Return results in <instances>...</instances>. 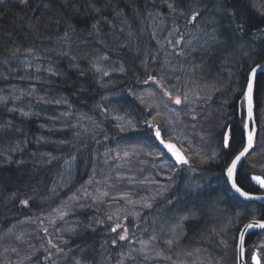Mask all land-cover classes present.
I'll use <instances>...</instances> for the list:
<instances>
[{"label": "trees", "instance_id": "obj_1", "mask_svg": "<svg viewBox=\"0 0 264 264\" xmlns=\"http://www.w3.org/2000/svg\"><path fill=\"white\" fill-rule=\"evenodd\" d=\"M224 6L236 13L235 20L217 13ZM261 6L262 14L249 0H28L27 4L0 0V228L6 231L20 221L35 223L59 203L74 198L78 187L73 203L83 204L63 218L55 216L51 231L69 222L75 226L72 232L66 226L61 235L65 244L57 246H64L52 248L53 256L48 252L46 261L34 255L30 264H76L78 260L81 264H127L130 251V264H141L137 256L132 257L133 246L113 244L112 236L102 233L101 224H92L102 214L94 206L96 201L88 208L89 201L80 193L84 182H100L115 167L109 169L99 159H92L94 151L88 144L92 129L82 128L76 117L94 107L103 87L132 89L139 86L143 72L162 82L164 88L176 90L177 80L187 87V79L195 78L191 71L199 69L196 76L210 80V104L226 105L227 122L222 116L216 119L221 122L222 118L229 129L231 148L220 147L218 160L201 167L193 188L176 190L159 200L148 221L141 222V232L145 225L148 234L150 224L155 235L158 223L180 215L184 245L210 252L234 248L245 223L264 220V208L234 197L224 178L225 164L244 143L241 97L247 75L256 63L264 64V3ZM193 11L202 15L189 22ZM236 23L243 24V32L236 30ZM171 27H182V33L187 28L186 44L199 37L198 47L186 48L188 53L180 52L179 56L163 55L167 60L160 62L162 67L159 57L153 59L152 55L159 50L158 45L164 46L162 35ZM136 31L139 36L134 35ZM212 35L214 40L209 38ZM144 57L153 59V68L142 62ZM23 75L28 82L23 87L14 85ZM11 88L24 96L10 94ZM109 95L127 100L118 91ZM253 99L257 117L264 107L263 74L255 79ZM124 105L126 114L134 112L132 104ZM104 123L110 124L109 120ZM115 129L111 127L113 133ZM141 135L152 139L151 134ZM245 167L244 161L236 181L252 193L248 176L253 173ZM21 200L28 204H21ZM188 214L190 217L183 219ZM257 235H252L247 245ZM43 240L48 243L47 238ZM41 250L46 251L44 247Z\"/></svg>", "mask_w": 264, "mask_h": 264}, {"label": "rangeland", "instance_id": "obj_2", "mask_svg": "<svg viewBox=\"0 0 264 264\" xmlns=\"http://www.w3.org/2000/svg\"><path fill=\"white\" fill-rule=\"evenodd\" d=\"M249 1L257 12L263 13L261 5L264 0ZM215 5H219V2L216 1ZM220 12L218 9L217 13ZM172 15L169 13L168 16L172 17ZM209 19L210 17L205 18V20ZM182 29V27H171L162 35L164 46L158 45L159 50L152 55L153 59L155 55L159 57V64L167 60L164 56H179L180 52L183 54L187 52L186 48L189 51L198 47L196 43L199 37L194 38L191 44H186L185 38L189 34L185 32L187 28L184 33ZM134 35L139 36V33L136 31ZM178 40L180 43H176ZM150 55L148 54L149 57ZM153 59L147 60L144 57L142 62H146L153 68L154 61L150 65ZM142 62L137 61L140 66ZM160 65L164 66L162 63ZM161 66L155 67L160 69ZM206 69L211 71L208 67ZM198 71L199 69L191 71V75L196 79L192 77L187 79V87L181 86L177 80L176 90L164 89L162 82L148 80L149 76L144 72L140 76L139 86L135 85L132 89L127 88L121 91L113 86L103 87L98 93L99 100L94 107L88 110L87 114H77L76 117L81 122L82 128L92 129L90 132L93 135L89 137L91 139L88 143L94 151L92 159H99L109 169L112 165L115 167V170L107 172L108 174L100 182L95 183L88 179L84 182L85 184L83 183L84 185L82 184L85 189L80 193L89 201L88 208L96 201L94 203L98 206L95 204L94 206L102 214L101 219L98 217L97 221L94 220L96 223L92 224H101L102 233L112 236L111 242L113 240L120 242L116 244L117 246L120 244L133 246L132 257L137 256L141 264L143 260L146 261L145 264H235L234 248L209 252L184 245L185 240H181L183 227L180 215L172 216L170 219L168 217L164 222L158 223L154 229V232H157L155 235L150 224L148 234H146L145 225H143V233L140 230L141 222L144 224L145 220L148 221L159 200L166 198L168 194H174L176 190L187 192L188 189L193 188L192 185H195L196 176L200 173L201 167L216 162L219 158L228 110L224 104H210L213 96L210 80L196 76ZM146 80L147 83H145ZM211 82L214 81L211 80ZM28 88L31 90L30 87ZM10 91V94L24 96L12 88ZM115 91L125 94L127 100L124 101L125 96H122L124 98L122 99L120 96L109 95ZM177 96L182 99L180 105L174 103ZM185 97H187L186 100ZM139 98H143V103ZM125 102L134 106L135 110L132 114L125 113L128 109L124 105ZM258 115L255 116L254 148L245 159V169L264 179V107ZM221 116L225 123L222 118L221 122L216 119H220ZM107 120L110 122L109 126L104 123ZM110 126H115V133L111 131ZM121 127L124 131H121ZM154 127L161 130L165 141L174 143L182 151L189 160L190 166L178 169L164 153L157 149L153 139L149 140L147 136L141 135L151 134V128ZM79 191L78 187L73 193L74 198L69 197L70 200L58 204L57 207L61 208L60 212L54 211L56 207L43 217L38 216L40 218L36 219L35 223L20 221L12 223L6 231L0 228V264H30L34 262L32 261L34 255H40L42 260L46 261L47 253H51L52 248L57 250L63 247L64 245L57 246V243L65 244L61 235L66 231V226L70 228V232L75 226H71L72 222H69L55 231L50 229L55 225L56 215L63 218L68 211L80 210L83 207V204L73 203ZM188 217H190L189 214ZM113 228H116L115 232L112 231ZM120 235H124L125 239L120 240ZM44 238H47L48 243L44 244ZM55 238L59 239L55 240ZM21 245H24L23 250H19ZM42 247L46 249L45 252L41 250ZM248 247L257 252L261 264H264V232H260L253 244ZM53 253L50 255L53 256ZM131 254L132 251L127 255L129 260L132 259ZM129 260L127 264H130ZM124 263L125 261L121 264ZM49 264L53 263L49 262Z\"/></svg>", "mask_w": 264, "mask_h": 264}, {"label": "snow or ice", "instance_id": "obj_3", "mask_svg": "<svg viewBox=\"0 0 264 264\" xmlns=\"http://www.w3.org/2000/svg\"><path fill=\"white\" fill-rule=\"evenodd\" d=\"M165 2L167 3V0H165ZM21 4H27L28 0H20ZM168 7L170 9H172L173 11H175V7L172 3H168ZM221 13L228 16L229 18H233V20H235L236 17V13L234 11H232L231 9L227 8V6H224L220 9ZM202 15L201 12L199 11H193L191 14V17L189 19V22H194L196 21L200 16ZM96 25H93V28H95ZM236 30L238 32H243L244 31V26L242 23H236ZM210 39H215V36L212 35L209 37ZM176 43H180V41H176ZM106 59V57H105ZM93 67L96 68L97 71H100V68L93 64ZM121 71H123V69H121ZM258 72H264V64L261 63H256L255 67H253L250 71V73L247 76V82H246V91H245V96L246 99L248 101V122L245 124V128H249V125H251L253 123V90H254V81L255 78L258 74ZM107 72H104V75H107ZM153 77L149 76L148 80H152ZM148 81L146 80L145 83H147ZM141 100V103H143V98H139ZM185 100L187 99V97L184 98ZM174 103L177 105H180L182 103V99L177 96L174 100ZM24 116L29 115V113L27 112H23L22 113ZM147 123V121L145 122ZM254 128V126H253ZM121 131H124V128L121 127ZM155 137L157 140L160 141L161 144L164 145L165 148H167L173 157H175V160L177 163L179 164H188V160L186 158H184V156L176 150L175 146L171 143H166L162 138H161V130L159 128H157L155 130L154 133ZM231 136L230 133L225 132L223 134V138H222V144H223V148L225 149H230L231 148ZM247 146L243 148L242 151H240L238 154H236L234 156V158L231 159V161L229 163L225 164V169H226V177H227V181L226 183H230V187L232 190H234L236 193L239 194V196L244 197L245 199H261L262 197H252L250 196V194L246 191H243L241 189V187L238 186L237 181L235 179V173L237 170V165L238 163L242 160L243 157H245L246 154H248L249 149L253 146V136L250 133L248 138H247ZM253 181H256L258 183V185L260 186V188H264V179L261 178V176L259 175H255L252 176L251 178ZM21 204L27 205L28 201L27 200H21L20 201ZM169 203H171V201H169ZM61 216H63V213H61ZM111 218V217H110ZM183 219H187V217H183ZM252 228H259V229H264V222L261 221H255L253 223H248L244 225V230H248V229H252ZM113 232L116 231V228L112 229ZM245 231H241L240 232V236H239V242L237 244V246L240 248V253H241V260L243 259L244 256V234ZM120 240H124L125 236L124 235H120L119 236ZM113 244L116 243L115 240L112 241ZM168 243H171V241H168ZM252 262L253 264H261L260 258L257 257L256 254H253L252 257ZM76 264H81V262L78 260L76 261ZM237 264H241L240 261L237 262Z\"/></svg>", "mask_w": 264, "mask_h": 264}, {"label": "water", "instance_id": "obj_4", "mask_svg": "<svg viewBox=\"0 0 264 264\" xmlns=\"http://www.w3.org/2000/svg\"><path fill=\"white\" fill-rule=\"evenodd\" d=\"M262 74L264 75V72H258L257 76H258V75H262ZM257 76H256V77H257ZM255 79H256V78H255ZM245 91H246V89H245ZM253 93H254V90H253ZM245 108H246V121H245V124H246V123L248 122V101H247V99H246V96H245ZM253 126H254V128H253ZM249 127L251 128V134H252V136H253V142H254V138H255V134H256V127H255V122H254V103H253V123H252L251 125H249ZM247 130H248V128H247V129H246V128H243V133H244V136H245V137H244V138H245V142H244V146H243V148L247 146V142H248V141H247L248 136L246 135V131H247ZM157 141L159 142L161 149H163L164 151L167 152L168 157H169L170 159H172L176 164L179 165V163L176 162L175 157L172 156L171 152H170L167 148H165L164 145L161 144L159 140H157ZM252 147H253V146H252ZM252 147L249 149V152H250V150L252 149ZM175 148H176V147H175ZM243 148H242V150H243ZM176 150H177V148H176ZM242 150H241V151H242ZM177 151H178V150H177ZM179 152H180V151H179ZM249 152H248V154H249ZM180 153H181V152H180ZM181 154H182V153H181ZM248 154H246L245 157H246ZM245 157H243L242 160H241V161L238 163V165H237V170H236V173H235V179H236L237 172L239 171L240 167L242 166V163H243ZM180 165H181V164H180ZM251 178H252V176L250 177V181H251V183H252L254 186H256L258 189H263V188H260V186L258 185V183H257L256 181H253ZM225 180L227 181L226 172H225ZM227 184H228V187H229V189L231 190V192H232L235 196H237L240 200H242V201H244V202H253V203H256V204H258V205L264 207V196H263V195H250V196H252V197H262L261 199H245L244 197L239 196L238 193H236L234 190L231 189V187H230V183H227ZM255 221H260V220H254V221H250V222H248V223H253V222H255ZM261 222H264V221H261ZM248 223H246V224H248ZM260 230H263V229L252 228V229H248V230L245 231V230H244V226H243V227L241 228L240 232H241V231H245V234H244V240H245V242H246V240H247L251 235H253L254 233H256L257 231H260ZM240 232H239V235H238V238H237V242H236V249H235V264H237L238 261H240L241 264H245V254H244V256H243V259L241 260L240 248L237 246V244H238V242H239ZM244 245H245V243H244Z\"/></svg>", "mask_w": 264, "mask_h": 264}, {"label": "bare ground", "instance_id": "obj_5", "mask_svg": "<svg viewBox=\"0 0 264 264\" xmlns=\"http://www.w3.org/2000/svg\"><path fill=\"white\" fill-rule=\"evenodd\" d=\"M98 19H99V17H98ZM248 74H249V73H248ZM16 76H17V75H16ZM247 76H248V75H247ZM21 77H22V78H21ZM19 78H20V79H18L19 81H18V82H15L14 85H15V84H19L20 87H23V85L26 84V83L28 82L27 77L23 75V76H20ZM254 86H255V81H254ZM21 91H22V90H21ZM241 105H242L243 107H245V101H244Z\"/></svg>", "mask_w": 264, "mask_h": 264}]
</instances>
